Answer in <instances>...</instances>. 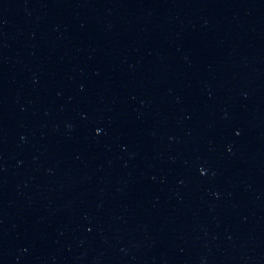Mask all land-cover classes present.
I'll list each match as a JSON object with an SVG mask.
<instances>
[{"label":"water","instance_id":"95a60500","mask_svg":"<svg viewBox=\"0 0 264 264\" xmlns=\"http://www.w3.org/2000/svg\"><path fill=\"white\" fill-rule=\"evenodd\" d=\"M0 264H264V0H0Z\"/></svg>","mask_w":264,"mask_h":264}]
</instances>
